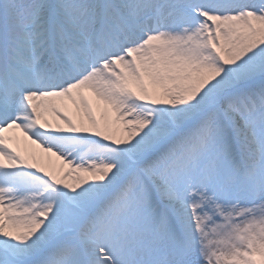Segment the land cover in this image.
<instances>
[{"label":"snow or ice","instance_id":"obj_1","mask_svg":"<svg viewBox=\"0 0 264 264\" xmlns=\"http://www.w3.org/2000/svg\"><path fill=\"white\" fill-rule=\"evenodd\" d=\"M0 264H264V0H0Z\"/></svg>","mask_w":264,"mask_h":264},{"label":"bare ground","instance_id":"obj_2","mask_svg":"<svg viewBox=\"0 0 264 264\" xmlns=\"http://www.w3.org/2000/svg\"><path fill=\"white\" fill-rule=\"evenodd\" d=\"M53 159H55V158H53Z\"/></svg>","mask_w":264,"mask_h":264}]
</instances>
